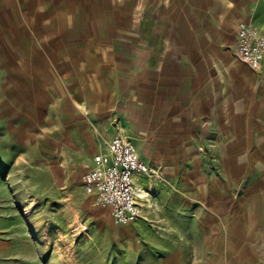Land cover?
<instances>
[{
  "label": "rangeland",
  "instance_id": "374dc122",
  "mask_svg": "<svg viewBox=\"0 0 264 264\" xmlns=\"http://www.w3.org/2000/svg\"><path fill=\"white\" fill-rule=\"evenodd\" d=\"M145 6L0 0V264H136L145 236L162 249V219L203 200L191 190L212 191L234 218L264 219L260 106L234 114L230 125L218 115L195 131L156 122L144 86L150 45L160 36L152 41L145 30ZM228 58L251 82L263 74L233 52ZM84 135L97 145L123 137L148 163L137 184L138 221L147 226L117 225L85 193Z\"/></svg>",
  "mask_w": 264,
  "mask_h": 264
},
{
  "label": "crops",
  "instance_id": "0c3cea01",
  "mask_svg": "<svg viewBox=\"0 0 264 264\" xmlns=\"http://www.w3.org/2000/svg\"><path fill=\"white\" fill-rule=\"evenodd\" d=\"M145 4V30L152 41L160 36V42L150 45L155 55L146 61L144 86L145 106L156 110V122L167 119L181 125L179 129L195 131L201 124L216 123L218 115L224 117L219 120L224 125L233 123L234 114H248L259 106L264 115V60L259 68L263 74L251 82L247 74H234L233 68L241 66L228 58L235 54L241 22L264 33V0H145ZM112 136L97 145L84 135V165ZM211 192L191 190L189 194L204 196L203 200L178 207L174 220L162 219V249L158 251L156 242L151 244L145 236L144 256L137 258L138 263L145 257L144 264H264V219L234 218L231 205L214 203L211 197L216 194ZM139 219L130 224L147 226Z\"/></svg>",
  "mask_w": 264,
  "mask_h": 264
},
{
  "label": "built area",
  "instance_id": "2783aa9c",
  "mask_svg": "<svg viewBox=\"0 0 264 264\" xmlns=\"http://www.w3.org/2000/svg\"><path fill=\"white\" fill-rule=\"evenodd\" d=\"M236 58L251 69H259L264 60V33L241 22L237 30ZM81 180L84 191L97 205L110 209L117 225H128L141 217L136 178L150 172V167L123 137H113L86 164Z\"/></svg>",
  "mask_w": 264,
  "mask_h": 264
},
{
  "label": "bare ground",
  "instance_id": "6f19581e",
  "mask_svg": "<svg viewBox=\"0 0 264 264\" xmlns=\"http://www.w3.org/2000/svg\"><path fill=\"white\" fill-rule=\"evenodd\" d=\"M140 194H141V192H140ZM142 196V195H141Z\"/></svg>",
  "mask_w": 264,
  "mask_h": 264
}]
</instances>
